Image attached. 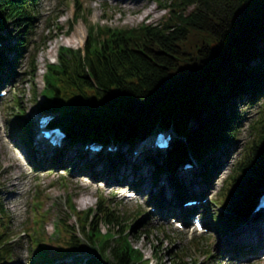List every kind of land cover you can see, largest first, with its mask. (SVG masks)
I'll list each match as a JSON object with an SVG mask.
<instances>
[{
	"label": "trees",
	"instance_id": "16d2710c",
	"mask_svg": "<svg viewBox=\"0 0 264 264\" xmlns=\"http://www.w3.org/2000/svg\"><path fill=\"white\" fill-rule=\"evenodd\" d=\"M171 1L169 16L161 25L143 23L137 28L119 29L91 26L84 50L61 47L57 63L47 65L44 93L49 100L43 107L62 113V125L73 146L90 140L133 149L157 129H171L176 135L171 148L155 155L149 153L140 164L146 161L155 165L156 170L149 171L155 184L161 175L169 173L172 200L184 201L187 190L181 178L198 174V168L187 172L178 169L194 160L202 181L212 183L219 168L231 162L240 148L236 143L244 126L241 105H257L264 99V0ZM39 2L0 0V30L11 25V32L18 35L13 37L11 33L15 43L11 40L7 46L15 54L14 62L0 50V82L3 73L9 76L15 64L24 59L20 54L28 47L24 48L35 27ZM77 3L79 7L83 4L81 0ZM84 13L81 7L76 21ZM30 69L37 101L38 65L34 57ZM6 107L11 132L32 150L34 136L29 117L20 104ZM250 128L252 135L232 164L215 201L225 210L214 213L224 233L239 224H249L264 187V102ZM74 152L67 147L50 152L49 167L57 168L62 162L59 160L70 159ZM77 153L86 165L89 160L105 161L108 167L125 163L123 152ZM70 165L69 172L75 163ZM144 181L139 178L137 188ZM39 202L32 205L33 215L26 224L28 264H67V256L85 253L88 245L99 253L90 264H149L133 243L140 236L135 225L143 215L141 210L133 214L132 223L103 193L98 196L96 208L84 211L78 210L70 196L71 213L60 217L54 232L49 233V212L44 202ZM72 215L77 223H72ZM259 223L260 217L251 226ZM10 233L11 216L0 200V264H13ZM260 235L264 236L263 231ZM203 243L204 238L196 237L181 251L173 254L167 250L172 253V264H195L198 260L189 261L187 255L192 248L204 250L206 258L213 260L210 264H216L217 257ZM155 255L162 261L164 250L156 247Z\"/></svg>",
	"mask_w": 264,
	"mask_h": 264
},
{
	"label": "rangeland",
	"instance_id": "374dc122",
	"mask_svg": "<svg viewBox=\"0 0 264 264\" xmlns=\"http://www.w3.org/2000/svg\"><path fill=\"white\" fill-rule=\"evenodd\" d=\"M161 1L162 4L156 0H134L132 4L126 7L120 0H83V6L81 5V7L85 9L84 17H80L76 22L72 21L73 13L77 9L75 0H40L39 14L34 30L24 46V48L26 46L29 48L23 50L20 54V56H26L17 68L10 71L8 78L3 79L2 84H0V188L2 187L3 191L8 192L3 194L0 200L8 207L11 216L10 236L14 240L11 243V249L14 253L13 264H28L30 244L24 232L26 231V222H29V218L33 215L31 206L35 201V197L44 202L46 213L49 212V222L46 225L49 233L54 232V222L56 220L68 213L70 214L71 211L68 205L70 196L74 199L78 210L84 211L89 208H96L98 196L103 193L114 201L112 205L121 210L127 220L132 223H134L133 214L137 210H141L143 216L138 221L139 223L136 222L135 225L137 234L140 236L138 239L135 238L133 243L135 247L142 250L145 258H153L157 264L162 262L172 264L170 260L172 253L185 249L196 235L192 232L193 228L189 230L178 229L171 216L163 210L164 207L170 206V198L173 195L169 173H164V176L161 175L160 180L155 185L152 174L149 173L151 168L153 171L156 170L155 165L152 164L142 168L137 166L129 158L132 155V150L126 149L124 152L125 163L120 166L121 173L127 175V181L134 186L139 177L145 179L143 185L138 189L136 188L138 191L137 197L128 199L122 194L123 189L121 187L113 186L108 181L109 177L112 181L118 175V164L117 166L110 165L108 167L105 164L106 162L102 161L100 165L96 163L87 167L74 152L70 155L72 158L63 160L57 168L51 170L49 168L51 158L43 155L44 151L42 149L44 147H38L35 142V147L31 151L22 142L19 135L10 133L11 122L6 110L7 105L15 107L20 104L26 117L33 121V118L37 116L42 108L41 100L43 99L41 95L45 88L47 65L57 60L60 47L80 49L88 40V29L91 26H107L115 29L137 28L143 23L154 26L161 25L169 16V9L173 5L171 0ZM88 10L91 11L88 12ZM57 25H60L61 28L57 29ZM11 29H13L11 25L6 27L5 34H10V40L5 41L4 46H2V43L0 47L10 61L15 59L14 52L7 47L11 40L12 44L15 43V40L11 38V33H13V37L18 38L16 32H11ZM71 39L74 40L73 44L68 43ZM26 51H28L27 54H25ZM32 57L35 58L38 65L35 80L38 89L37 101L34 100V83L30 77ZM5 74L3 73V75ZM3 91L7 92L6 95H2ZM17 98H21L20 101ZM263 102L264 99L257 105H241V110L244 113V126L239 132L236 143L240 148L232 157L233 161L228 165H222L219 172L217 171L218 174L212 183L205 185L200 173L182 177L189 193L199 192V194L204 193L206 195L205 192L210 191L208 196H203L208 201L201 204V208L211 205L208 210L205 208L204 211H201L209 229L205 233L207 235H202L205 237V249L210 250L212 256L219 257L217 264H264L263 242L262 248L256 249L252 246L255 242L264 240V237L259 234V232L264 231V227L247 229V224H239L240 227L239 225L234 226V229L225 234L218 230L219 223H216L214 218L216 210H223L215 202L217 192L221 188L225 177L231 173L232 164L241 154L243 145L250 139L252 135L250 125L257 118L259 106ZM59 123L64 124L63 116L60 118ZM7 144L13 146L18 153V157L23 160L24 171L21 172L15 167L17 155L9 149ZM73 160L75 168L69 172ZM33 163L35 164L33 165ZM7 167L10 168L8 172L4 171ZM39 167L43 172L37 171ZM82 171L88 173L89 176H82ZM221 171L222 174H220ZM63 176L65 178H62ZM216 178H218L217 181ZM102 179L107 182H101ZM91 183L94 185L89 186ZM157 199H161V209L154 206ZM8 200L10 203H8ZM197 209L198 207L195 211H198ZM72 223H76V218L73 215ZM103 229L106 232V227H103ZM161 242H163V245ZM156 247L158 250H164L162 261L155 255ZM167 250H171L172 253H168ZM187 255L189 261L194 258L199 259L196 264H210L212 261V259H206L204 251L199 252L195 248L188 251ZM93 256H97V254L89 247L86 253L71 259L69 262L71 264L78 262L85 264L86 260L91 259Z\"/></svg>",
	"mask_w": 264,
	"mask_h": 264
},
{
	"label": "bare ground",
	"instance_id": "6f19581e",
	"mask_svg": "<svg viewBox=\"0 0 264 264\" xmlns=\"http://www.w3.org/2000/svg\"><path fill=\"white\" fill-rule=\"evenodd\" d=\"M123 4H124V6H126V7H128L130 4H132L133 2H134V0H120ZM137 4V3H136ZM68 43L69 44H73L74 43V40L73 39H71L70 41H68ZM7 146H9V144H7ZM9 149L15 154V155H17V160H16V162H15V167H17V169L19 170V171H24V162H23V160L20 158V157H18V153L16 152V150H15V148L13 147V146H9ZM72 163H74V160L72 161ZM124 168H127L126 166H123ZM120 168L121 167H119L118 169H117V174L118 175H120V176H123V177H127V175H125L124 173H121V171H120ZM10 169V168H9ZM8 167L7 168H5V170L4 171H7L8 172ZM94 184H89V186H93ZM168 190V189H167ZM170 192V191H169ZM6 193H8V192H5V191H1L0 192V197L3 195V194H6ZM3 204H4V202H2ZM8 203H10V201L8 200ZM5 205V204H4ZM259 234H260V232H259ZM263 235H264V231H263ZM261 236V235H260ZM261 237H264V236H261ZM256 243H258V242H255V244ZM264 244V243H263ZM259 246L257 247V248H262V240L260 241L259 240V244H258Z\"/></svg>",
	"mask_w": 264,
	"mask_h": 264
}]
</instances>
